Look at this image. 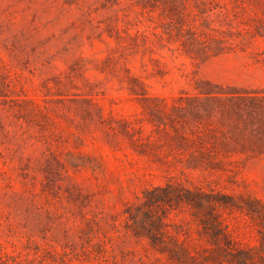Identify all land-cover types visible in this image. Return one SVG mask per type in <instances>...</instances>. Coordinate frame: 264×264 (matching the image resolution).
I'll list each match as a JSON object with an SVG mask.
<instances>
[{
    "label": "rangeland",
    "instance_id": "374dc122",
    "mask_svg": "<svg viewBox=\"0 0 264 264\" xmlns=\"http://www.w3.org/2000/svg\"><path fill=\"white\" fill-rule=\"evenodd\" d=\"M0 264H264V0H0Z\"/></svg>",
    "mask_w": 264,
    "mask_h": 264
}]
</instances>
